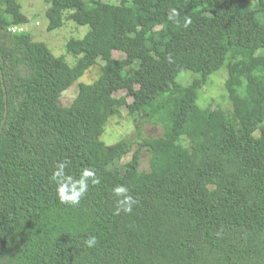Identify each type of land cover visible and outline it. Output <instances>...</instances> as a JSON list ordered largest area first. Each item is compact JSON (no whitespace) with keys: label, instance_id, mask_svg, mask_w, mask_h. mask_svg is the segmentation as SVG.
I'll return each mask as SVG.
<instances>
[{"label":"trees","instance_id":"obj_1","mask_svg":"<svg viewBox=\"0 0 264 264\" xmlns=\"http://www.w3.org/2000/svg\"><path fill=\"white\" fill-rule=\"evenodd\" d=\"M47 1L50 31L89 26L65 55L0 0V264H264V0ZM224 65L233 108H201ZM123 106L163 134L109 147Z\"/></svg>","mask_w":264,"mask_h":264},{"label":"rangeland","instance_id":"obj_2","mask_svg":"<svg viewBox=\"0 0 264 264\" xmlns=\"http://www.w3.org/2000/svg\"><path fill=\"white\" fill-rule=\"evenodd\" d=\"M22 4V10L26 13L31 22L25 26L33 33L36 40L46 42L50 48L57 55H65V44L72 37L76 35H83L88 31L89 26H78L75 22H69L67 26L58 30L50 31L48 29L49 18L47 16V9L49 2L47 0H19ZM260 21H264L263 16H259ZM262 52V50L260 51ZM114 55L117 57L124 56V53L115 51ZM67 60L74 62L72 56L67 55ZM102 73V63L92 66L86 73L80 77L68 90H66L60 99L64 106L72 103L74 98L79 93V86L81 82L88 83L96 80ZM196 74L190 70L183 72L179 76V80L183 84L192 82ZM229 77L227 66L221 67L213 73L208 82L199 90V97L197 103L201 108H223L230 110L233 108V103L229 97V92L226 88V81ZM244 91V90H242ZM126 94L123 90L118 95ZM164 132L162 123L150 122L144 113L140 116H132L129 114V109L126 106L115 110L106 125V130L102 139L109 147L116 145L118 142L124 140L132 143L141 142L142 138L159 137ZM137 148L138 145L136 144ZM132 153L124 158V161L129 160ZM151 154L147 149L142 152V165L144 170H150Z\"/></svg>","mask_w":264,"mask_h":264},{"label":"clouds","instance_id":"obj_3","mask_svg":"<svg viewBox=\"0 0 264 264\" xmlns=\"http://www.w3.org/2000/svg\"><path fill=\"white\" fill-rule=\"evenodd\" d=\"M66 191H67V190H66V188H64V187H62V188L59 189L60 196H61V200H62V201H63V200H70V201H72L73 203L77 202L78 197H79V193H75V194H73L72 196H67V195H66ZM116 191H117L118 193H123V192L126 191V189H124V188H117ZM126 203H128V207H126L124 210L127 211V212H130V211L132 210V209H131V198H130V197H128V198L126 199ZM94 241H95V237H93L91 241H88L89 246H91L92 243H94Z\"/></svg>","mask_w":264,"mask_h":264},{"label":"water","instance_id":"obj_4","mask_svg":"<svg viewBox=\"0 0 264 264\" xmlns=\"http://www.w3.org/2000/svg\"><path fill=\"white\" fill-rule=\"evenodd\" d=\"M6 114H7V111H6ZM5 122H6V118L2 122V127L0 129V136H1V133H2V130H3V126H4Z\"/></svg>","mask_w":264,"mask_h":264},{"label":"built area","instance_id":"obj_5","mask_svg":"<svg viewBox=\"0 0 264 264\" xmlns=\"http://www.w3.org/2000/svg\"><path fill=\"white\" fill-rule=\"evenodd\" d=\"M19 30H24V29H27L28 27H26V26H22V27H17Z\"/></svg>","mask_w":264,"mask_h":264}]
</instances>
